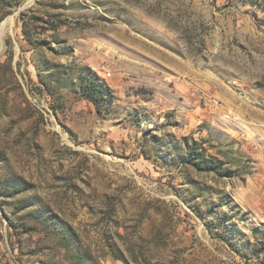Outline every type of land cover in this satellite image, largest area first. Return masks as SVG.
<instances>
[{
    "label": "rangeland",
    "instance_id": "rangeland-1",
    "mask_svg": "<svg viewBox=\"0 0 264 264\" xmlns=\"http://www.w3.org/2000/svg\"><path fill=\"white\" fill-rule=\"evenodd\" d=\"M0 264H264V0H0Z\"/></svg>",
    "mask_w": 264,
    "mask_h": 264
},
{
    "label": "trees",
    "instance_id": "trees-1",
    "mask_svg": "<svg viewBox=\"0 0 264 264\" xmlns=\"http://www.w3.org/2000/svg\"><path fill=\"white\" fill-rule=\"evenodd\" d=\"M94 91H95V92H98V91H99V94H102V91H101V90H97V87L94 88Z\"/></svg>",
    "mask_w": 264,
    "mask_h": 264
}]
</instances>
